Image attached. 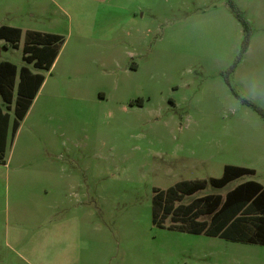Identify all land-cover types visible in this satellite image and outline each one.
<instances>
[{
  "label": "rangeland",
  "instance_id": "rangeland-1",
  "mask_svg": "<svg viewBox=\"0 0 264 264\" xmlns=\"http://www.w3.org/2000/svg\"><path fill=\"white\" fill-rule=\"evenodd\" d=\"M230 1L249 26L246 54L227 0H121L131 23L103 45L78 37L98 6L0 0V25L62 37L0 164V264H264V245L235 223L211 236L172 228L170 214L151 221L154 189L225 164L254 173L168 202L264 186V117L243 101L264 113V6ZM21 54L0 40V61ZM253 216L239 222L251 229Z\"/></svg>",
  "mask_w": 264,
  "mask_h": 264
},
{
  "label": "trees",
  "instance_id": "trees-1",
  "mask_svg": "<svg viewBox=\"0 0 264 264\" xmlns=\"http://www.w3.org/2000/svg\"><path fill=\"white\" fill-rule=\"evenodd\" d=\"M229 10L241 27L242 40L240 53L244 51L249 39V26L242 14L235 9L230 0ZM20 36V29L8 25H0V39L10 47L16 48ZM62 42V37L52 33H42L34 30L24 32L21 47V59L37 72H31L25 65L16 66L6 60L0 61V164L5 163V147L12 139L19 121L24 116L43 76L38 69H48ZM16 86L14 87L15 78ZM252 106L262 117L264 113L248 100H243ZM12 108V118L8 111ZM251 168L225 164L219 177H209L206 180L181 181L165 190L154 189L151 198V221L162 225L164 218L173 222V227L190 233H204L206 235H222V229L228 223H235L246 234L243 241L264 245V186L255 180H245L228 190L223 196L209 193L195 197L188 203L174 206L168 202L188 196L203 189L207 185L221 188L233 179L243 175H251ZM163 196V197H162ZM168 202V204H166ZM254 212L255 225L251 229L239 222L246 215ZM200 214L209 215V226L200 223L196 218ZM174 214H176L174 217ZM178 222V223H177Z\"/></svg>",
  "mask_w": 264,
  "mask_h": 264
},
{
  "label": "crops",
  "instance_id": "crops-1",
  "mask_svg": "<svg viewBox=\"0 0 264 264\" xmlns=\"http://www.w3.org/2000/svg\"><path fill=\"white\" fill-rule=\"evenodd\" d=\"M62 1V0H60ZM256 1V3H255ZM66 2V0H65ZM238 3H236L238 6H241L242 10H244V12L249 13L252 9L253 12L256 11V6L258 7H262L264 6V0H240V2H242V4L239 1H236ZM75 4V6L77 8L83 6L84 4H90V5H95L100 7L99 10V15H95L94 19L89 23L86 24H81L79 21H77V29L79 30L78 33L79 34V38L80 40H86L91 38V39H95V41L97 42V44L99 45H103L106 44L104 41H107L109 39V34L113 33V32H117L118 30L121 29L120 26L122 25H127L128 23H131V11L132 9L130 8V6L128 7V4H124L121 3V0H74L73 2ZM255 3V5H254ZM257 14H260L259 11H256ZM12 26V25H11ZM17 27V26H14ZM20 36H19V40L17 42V47H22L23 44V37H24V32L26 30H34V31H38L41 32L38 29H34V28H20ZM85 29H88V34H85L83 31ZM24 31V32H23ZM1 40V39H0ZM3 41V40H1ZM88 45H90L91 43L89 41H87ZM6 44V43H5ZM79 42H78V46H79ZM249 51V43H247L246 48L244 49L243 53H247ZM242 53V54H243ZM14 64V63H13ZM56 64V59L54 60V62L52 63V65ZM15 65V64H14ZM25 65L26 67H28V69H30L31 72H37V70H34L31 68V66L29 64H25L24 62L17 66L16 68L18 69L20 66ZM51 65V66H52ZM16 82H17V77L15 78V83H14V87L16 86ZM44 82H41V84L39 85L34 97L32 98L24 116L22 117L21 120H23L28 113L30 112V109L33 105V103L36 101L41 86ZM10 112V110L8 111V113ZM10 114V118H11V113ZM20 125H18L13 137L16 135L17 131L19 130ZM12 137V138H13ZM5 163H6V158H5ZM4 163V164H5ZM74 190V188H73ZM74 194L76 193L75 191L73 192ZM87 216L90 214L89 210L87 209L86 211ZM89 224V223H88ZM88 224H85L88 226ZM77 226H79L77 224ZM86 228V227H85Z\"/></svg>",
  "mask_w": 264,
  "mask_h": 264
}]
</instances>
